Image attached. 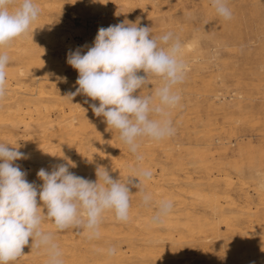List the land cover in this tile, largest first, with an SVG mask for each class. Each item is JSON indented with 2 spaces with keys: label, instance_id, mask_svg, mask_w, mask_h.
Here are the masks:
<instances>
[{
  "label": "rangeland",
  "instance_id": "1",
  "mask_svg": "<svg viewBox=\"0 0 264 264\" xmlns=\"http://www.w3.org/2000/svg\"><path fill=\"white\" fill-rule=\"evenodd\" d=\"M45 2L53 8L48 12L49 23H64L57 32L66 39L61 47L55 48L44 40L34 44L24 40L22 48H0V52H6L8 56H19L20 61H16L25 71L18 81L11 80L12 85L7 89H15V97L30 100V108L41 111L34 112L35 117L40 115L34 128L16 122L10 126L9 122L0 121V143L10 144L9 148L19 145V151H33L26 159L15 162L33 180L37 169L51 171L54 167L37 156L43 152L39 141L44 133L55 134L58 129L60 133L69 134V128L73 126L74 131L81 132L78 142L85 145L87 155L81 162L85 170L70 169L76 175L97 180L95 159L98 152L94 147L106 145L102 138L113 141L116 158L113 167L119 172L109 171L114 179H123L136 168L152 173L151 180L142 181L144 190L152 194L151 206H144L141 196L135 193L138 189L132 188L127 221H117L114 213L108 211L99 225L98 238H89L85 230L77 231L79 239L86 243V250L81 255L73 248L77 229L57 231L51 220L43 222L42 230L51 232L54 240H58L56 244L63 264L72 260L77 264H97L93 260L95 256L100 259V264L105 261L119 264L110 256H119L120 264H140L142 261L153 264H264V0H228L232 12L230 20L216 13L211 0H147L145 8L138 2L131 7L122 0H109L108 9H103L104 3L97 0ZM121 22L148 27L154 37L171 32L182 44V59L186 65L185 78L176 89L181 102L170 110L175 134L160 141L142 139L138 149V154L143 157L140 163L121 142L119 133L108 129L103 117L92 112L90 105L98 106L99 101H92L83 94L72 100L67 98L78 87L75 83L78 72L72 74L75 69L67 63L68 53L78 48L81 54L86 53L97 35L95 28L100 25L107 28ZM35 44L41 52L23 53V48H33ZM31 56L35 57L32 62L25 60ZM10 68L13 69L11 64L7 66ZM150 82L152 85L143 89L142 95L154 91L161 80L150 77ZM140 91L137 90L135 95ZM9 93L7 90L5 97ZM42 104L46 106L44 109L49 108L44 110ZM14 110L2 109L0 118L15 119L14 114L8 116ZM73 117L77 119L72 120ZM66 139L63 144H73L69 136ZM30 140L36 144L30 145ZM34 176L39 187L43 181ZM189 177L191 182L186 181ZM133 179L138 183V179ZM159 185L160 188L163 186L161 194L156 191ZM164 197L172 200L170 213L175 216L171 219L167 215L161 223L154 224L151 219L157 210L156 204ZM214 197L216 203H213ZM64 239L68 241L60 243ZM40 249H31L29 244L23 249L24 255L10 264H47L48 255L42 257V253H38ZM109 249H114L115 253L109 255Z\"/></svg>",
  "mask_w": 264,
  "mask_h": 264
},
{
  "label": "clouds",
  "instance_id": "2",
  "mask_svg": "<svg viewBox=\"0 0 264 264\" xmlns=\"http://www.w3.org/2000/svg\"><path fill=\"white\" fill-rule=\"evenodd\" d=\"M211 5L220 17L231 19L228 0H211ZM39 15L40 8L33 0H0V48L26 35ZM9 63L7 53L0 52V100L7 94ZM67 63L78 72V87L67 98L83 94L99 101L98 106L90 105L92 112L103 117L108 129L119 133V139L137 161L143 159L138 154L142 139L160 141L175 134L170 110L181 102L176 89L185 78L186 65L182 44L171 32L154 37L150 28L131 22L100 27L86 53L81 54L80 48L70 51ZM141 71L145 75H139ZM150 77L159 78L160 86L142 95L151 84ZM137 90L141 91L135 95ZM8 145L0 143V264H10L24 255L23 249L30 241L31 249L47 252V264H63L53 234L41 228L46 219L57 231L81 229L89 238H98L105 212H113L117 221H127L132 188L138 189L135 193L141 196L144 206L153 202L142 183L150 180L152 173L140 168L132 169L126 178L114 179L106 167L97 166L94 182L71 172L75 164L68 161L51 171L39 169L37 177L43 183L38 189L15 163L26 159V154L18 146ZM172 209L171 200H160L152 222L161 223ZM114 251L109 249V255Z\"/></svg>",
  "mask_w": 264,
  "mask_h": 264
},
{
  "label": "bare ground",
  "instance_id": "3",
  "mask_svg": "<svg viewBox=\"0 0 264 264\" xmlns=\"http://www.w3.org/2000/svg\"><path fill=\"white\" fill-rule=\"evenodd\" d=\"M46 0H33V2L40 8V15H39V17H38V19L33 23V25L31 26V28L29 29V32L26 34V35H24V36H22V37H20V38H17V39H15L14 41H15V43H11L10 45H8L9 47L11 46V47H13V46H18V47H21V45H22V43L24 42V40H27V43L29 44V43H32V44H34V43H38V41H40V40H44L46 43H48V44H50L51 45V48H55V47H61V45H63L64 43L63 42H65V37H61L60 36V34H58V32H57V30H58V27H61L62 26V24L64 25V23H62V24H57V23H55V24H51V23H49V19H50V15H49V13H50V11H52V9H51V6L48 4V3H46L45 2ZM99 3H104V7L100 4H98L99 6H102V8L104 9L105 7L107 8V6H108V1L109 0H97ZM111 1V0H110ZM122 1H124V2H126L127 4H129V6L131 5V7H134V6H132L133 5V3H134V5H135V2H138L140 5H141V7L142 8H145V6H146V4H147V0H122ZM68 2V1H67ZM51 3V2H50ZM56 3V2H55ZM70 3H72V2H70ZM74 3V2H73ZM92 4V3H91ZM52 5V4H51ZM93 5H95L96 6V4H94L93 3ZM92 5V6H93ZM61 6H62V3H61ZM116 6V5H115ZM126 6V5H125ZM64 7V6H63ZM94 7V6H93ZM153 7V6H152ZM74 8V7H73ZM79 8V7H78ZM75 9V8H74ZM96 9V8H95ZM108 9V8H107ZM80 9H78V11H79ZM61 11H64V10H62L61 9ZM92 11V10H91ZM111 11V10H110ZM49 12V13H48ZM65 12V11H64ZM71 12V11H70ZM69 12V13H70ZM63 13V12H62ZM64 14V13H63ZM71 14V13H70ZM73 14V13H72ZM75 14V13H74ZM65 15V14H64ZM106 15V14H105ZM104 15V16H105ZM101 16H103V15H101ZM60 17V19H61V16H59ZM65 17V19H67L66 17L67 16H64ZM63 19V18H62ZM61 19V20H62ZM82 19V18H81ZM56 21V20H55ZM59 21V20H58ZM66 21H68V20H66ZM52 22V21H51ZM54 22V21H53ZM52 22V23H53ZM62 22H63V20H62ZM65 22V21H64ZM70 22V21H69ZM59 23V22H58ZM82 23V22H81ZM68 24V23H67ZM64 27V26H63ZM76 27V26H75ZM100 27H102V25H100L99 27H97V28H95V31H94V33H97L98 32V29L100 28ZM48 28L50 29L49 31L50 32H48ZM72 28H74V27H72ZM86 28V27H85ZM77 30H78V27L76 28ZM75 29V30H76ZM94 29V28H93ZM74 30V29H73ZM77 33V32H76ZM86 33V32H85ZM66 34V33H65ZM74 34V33H73ZM71 36V35H70ZM90 37H92V36H90ZM65 38V39H64ZM73 38V37H72ZM68 40V39H67ZM72 41H73V39H72ZM71 41V42H72ZM31 44V45H32ZM71 44V43H70ZM67 45V44H66ZM85 45H87V44H85ZM8 46H5L6 48L8 47ZM35 46H36V44H35ZM65 46V45H64ZM82 46V45H81ZM73 47V46H72ZM22 48V47H21ZM70 50V49H69ZM17 51L19 52L20 51V49H17ZM35 51H38V52H41V50H40V47H38V46H36V47H33V48H29V49H25V48H23V53H27V52H32V53H35ZM69 54V53H68ZM47 57V56H46ZM9 58H10V63L9 64H11L12 65V67H13V69L12 68H10V69H6V72H7V81H6V85H7V88H9V87H11V85H12V83H11V80H19V78L20 77H22V76H24L25 75V71L20 67V66H18V62L20 61V57L19 56H9ZM35 57L34 56H31L30 58H26L25 60H27V61H31L32 62V60L34 59ZM16 60H19V61H16ZM17 66V67H16ZM64 67V66H63ZM72 68V67H71ZM66 74V73H65ZM72 74H74V75H76L77 74V71L76 70H74V72L72 73ZM140 74H143V75H145L142 71L140 72ZM34 75V74H33ZM69 76V75H68ZM36 78V77H35ZM75 78H78V77H75ZM38 79V78H37ZM72 79H74V78H72ZM24 82V81H23ZM70 82V81H69ZM14 83V82H13ZM36 83V82H35ZM71 83V82H70ZM26 84V83H25ZM25 84H23V85H25ZM67 84V83H66ZM63 85V84H62ZM69 85V84H68ZM14 87L16 86V85H13ZM75 86V85H74ZM19 89L22 87V86H17ZM16 87V88H17ZM72 87V86H71ZM17 88V89H18ZM24 88H26V87H24ZM23 88V89H24ZM59 88V87H58ZM67 88V87H66ZM65 88V89H66ZM28 89V88H27ZM7 90H9V95L7 96V97H5L3 100H0V114L2 113V109L4 110V109H15L14 111L15 112H10V114L8 115V116H11V115H15L16 116V118L15 119H13V120H11L10 118H0V121L2 122V123H4V122H9V124H10V126H14V123L16 122V123H20V124H23V126L24 127H26V128H34V127H36L37 126V123H35V120L37 119V118H39V116L40 115H38V117H35V113L34 112H39L40 110L38 109H31L30 108V106H29V103L31 102L30 100H26V99H22V98H17V97H15V94L17 93V91H14L15 89H7ZM29 90V89H28ZM30 91V90H29ZM34 91V88H33V90H31V92H33ZM68 91V90H67ZM40 92V91H39ZM43 92V91H42ZM62 92V91H61ZM36 94H37V92H36ZM47 94V93H46ZM41 96V95H40ZM39 96V97H40ZM43 96V95H42ZM45 96V95H44ZM49 96V95H48ZM42 106H44L43 107V109L46 107L45 105H43L42 104ZM49 108V107H48ZM47 108V109H48ZM47 109H44V110H47ZM66 110H68V109H66ZM8 111V110H7ZM13 111V110H12ZM41 112V111H40ZM48 113H49V111H48ZM40 119V118H39ZM77 119V117H73V119L72 120H76ZM48 129V128H47ZM54 129V128H53ZM57 129V128H56ZM70 133L68 134V133H60V130H56V133L55 134H45L44 133V136H43V138L39 141L40 143H41V148L43 149L42 151V153H38V157L39 158H41L42 160H45L46 162H48V163H50L51 164V166H52V164L54 165V166H56V165H59V164H62V163H66V162H68V161H71V162H73L74 164H75V167H70V169L72 170V169H74V170H77V169H80V170H85V167H83L82 165H81V162L82 161H84V157H85V145H83V143H81V142H78L79 140H78V134L80 135L81 134V132H79V131H74V127L73 126H71L70 128ZM79 130V129H78ZM43 131V130H42ZM40 132V131H39ZM2 134V133H1ZM33 137H34V135H32ZM66 136H69L71 139H70V141L71 142H73V144H71L70 146H68V145H65V144H63V142H65V141H67V139H66ZM10 137V136H9ZM23 137V136H22ZM100 137V136H99ZM24 138L26 139V137L24 136ZM10 139V138H9ZM21 140V139H20ZM103 142H104V144L106 143V145L104 146H95L94 148L96 149V151L98 152V154L96 155L97 157H96V159H95V163L98 165V166H104V167H106V168H108V167H110V170L109 171H115L117 174H119V172H118V170L116 169V168H114L113 167V165L115 166L116 165V162H115V151L113 150V141H112V139H109V138H105V139H101ZM27 141H28V139H27ZM30 141H32V140H30ZM29 141V142H30ZM117 141V140H116ZM115 141V142H116ZM10 142H11V140H10ZM17 142V141H16ZM21 142V141H20ZM14 143V142H13ZM34 144H36V141H32V142H30V145H34ZM96 145V144H95ZM19 146V145H18ZM13 147V146H12ZM22 147V146H21ZM123 147V146H122ZM121 148V147H120ZM124 148V147H123ZM122 148V149H123ZM38 149V148H37ZM94 149V150H95ZM105 151H108V152H105ZM21 152H23V153H25L26 154V156H27V154L29 155V154H31V153H33V151H31V150H28V149H26V150H21ZM39 152H41V150H39ZM120 153V152H119ZM35 154V153H34ZM122 153H120L119 155H121ZM126 154V153H125ZM77 155V157H75ZM87 156V155H86ZM90 156V155H89ZM91 156H93V155H91ZM117 156V155H116ZM123 156V155H122ZM126 156V155H125ZM124 156V157H125ZM129 156H131V155H129ZM134 156V155H133ZM37 157V158H38ZM119 157V156H118ZM117 157V158H118ZM123 157V158H124ZM132 157V156H131ZM34 158V157H33ZM88 158H90V157H88ZM93 158V157H92ZM108 158V160H110L109 162H107L106 161V159ZM120 159H121V156L119 157ZM149 158V157H148ZM129 159V158H128ZM134 159V158H133ZM41 160V161H42ZM34 161V160H33ZM44 161V162H45ZM66 161V162H65ZM122 161V160H121ZM24 162V161H23ZM45 162V163H46ZM150 162V161H149ZM153 162V161H152ZM19 163H21V162H19ZM139 163H140V161H139ZM24 164V163H23ZM23 164H21V165H23ZM125 164H126V162H125ZM25 165V164H24ZM23 165V166H24ZM48 165V164H47ZM26 166V165H25ZM24 166V167H25ZM126 166H128V165H126ZM53 167V166H52ZM27 168V167H26ZM34 168V167H33ZM47 168V167H46ZM126 168V167H125ZM155 168V167H154ZM52 169V168H51ZM50 169V170H51ZM69 169V170H70ZM86 169H88V170H91V167H87ZM124 169V168H123ZM157 169V168H156ZM25 170V169H24ZM27 170V169H26ZM37 171H38V169H37ZM158 171V170H157ZM32 174V173H31ZM116 174V175H117ZM190 174V173H189ZM34 175H37V174H34ZM32 176V178H33V180H31L30 178H31V176L30 175H28L27 174V176H26V179L29 181V182H34L35 184H36V186H37V188L39 189V187H38V185H37V178L35 177V176ZM191 175V174H190ZM155 176V175H154ZM34 177L36 178L35 180H34ZM127 176H124L123 178H126ZM158 178V177H157ZM156 178V179H157ZM188 180H186V181H188V182H191V177H189V178H187ZM151 180V179H150ZM41 181V180H40ZM39 181V182H40ZM159 181V180H158ZM152 182V181H151ZM156 182V181H155ZM152 184V183H151ZM190 184H193V183H190ZM264 184V183H263ZM157 185V184H156ZM190 186V185H189ZM161 186L159 185V187L157 188V193H159V194H161L162 193V191H163V186H162V188H160ZM165 188V187H164ZM166 188H167V185H166ZM135 189V188H134ZM168 189V188H167ZM169 190V189H168ZM166 191V190H165ZM176 191H178V189L176 190ZM257 191V190H256ZM164 192V191H163ZM181 192V191H180ZM182 193V192H181ZM190 193V192H189ZM248 193V192H247ZM259 193V192H258ZM261 193V192H260ZM164 194V193H163ZM162 194V195H163ZM174 194V193H173ZM242 194V193H241ZM240 194V195H241ZM245 194H246V191H245ZM165 195V194H164ZM190 195V197H192L191 196V193L189 194ZM260 195V194H259ZM262 195V194H261ZM261 195H260V197H261ZM180 196V195H179ZM246 196V195H245ZM245 196H244V198H245ZM176 197H178V196H176ZM259 197V196H258ZM259 197V198H260ZM262 197H264V195H262ZM238 198V197H237ZM162 199H166L165 197L164 198H162ZM180 199V198H179ZM182 199V198H181ZM243 199V198H242ZM249 199V198H248ZM258 199V198H257ZM213 200H214V202L213 203H216V201H217V198L216 197H214L213 198ZM252 200V199H251ZM172 201V200H171ZM246 201V200H245ZM159 202V201H158ZM241 202V201H240ZM249 202V201H248ZM154 204V203H153ZM248 204V203H247ZM155 205V204H154ZM157 205V204H156ZM215 205V204H214ZM244 205H246V204H244ZM153 206V205H152ZM241 206V205H240ZM249 206V205H248ZM150 207V206H149ZM217 207V206H216ZM133 208V207H132ZM253 208V207H252ZM142 209V208H141ZM152 209V208H151ZM143 210H144V208H143ZM155 210V209H154ZM154 210H153V212H154ZM133 211V210H132ZM156 211V210H155ZM141 212V211H140ZM130 213V212H129ZM144 213H146V212H143V214ZM156 213V212H155ZM108 214V213H107ZM111 214V213H110ZM177 214V213H176ZM104 215V214H103ZM168 216H169V218H174V216H175V214L174 213H170V214H168ZM111 218H112V216H111ZM105 219V218H104ZM149 219V218H148ZM227 219V218H226ZM140 220H142V219H140ZM139 220V221H140ZM150 220V219H149ZM152 220V219H151ZM150 220V221H151ZM229 220V219H228ZM232 220V219H231ZM224 221V220H223ZM222 221V222H223ZM46 222V221H45ZM145 223H146V221H144ZM230 222V221H229ZM232 222V221H231ZM47 223V222H46ZM107 223V222H106ZM142 223V222H141ZM234 223V222H233ZM248 223V222H247ZM252 223V222H251ZM44 224V223H43ZM53 224V223H52ZM109 224V223H108ZM111 225V224H110ZM144 225H146V224H144ZM226 225H227V222H226ZM235 225V224H234ZM141 226V225H140ZM163 226H165V225H163ZM247 226V225H246ZM248 226H251V225H248ZM252 226H253V223H252ZM52 227V226H51ZM122 227V226H121ZM166 227V226H165ZM223 227V226H222ZM136 228H137V226H136ZM143 228V227H142ZM237 228H239V227H236V229ZM241 228V227H240ZM248 228V227H247ZM250 228V227H249ZM241 229H243V228H241ZM79 230H81V229H77L76 230V238H74V249L76 250V252L79 254V255H81L82 253H84L83 252V250L85 249V245H86V243H84V242H82L80 239H79V236H78V233H77V231L79 232ZM167 230V229H166ZM72 233V232H71ZM70 233V234H71ZM155 233V232H154ZM81 234V233H80ZM63 235V234H62ZM238 236H241L240 234H238ZM64 237H65V235H64ZM67 237V236H66ZM72 237V236H71ZM248 237V236H247ZM108 238V237H107ZM164 238V237H163ZM110 239V238H109ZM157 239H159V238H157ZM85 240V239H84ZM159 240H161V238L159 239ZM56 241H58V240H54V242L56 243ZM68 240L67 239H64V240H62L60 243H63V242H67ZM255 241V240H254ZM252 242V241H251ZM95 243V242H94ZM146 243V242H145ZM29 244H31V241H30V243ZM161 244V243H160ZM145 245H147V243L145 244ZM200 245V244H199ZM160 246V245H159ZM202 246V245H201ZM68 247V246H67ZM123 247V246H122ZM145 247V246H144ZM147 248V247H146ZM199 248V247H198ZM129 249V248H128ZM131 249V248H130ZM148 249V248H147ZM204 249V248H203ZM28 251H30V249H27ZM86 250V249H85ZM27 251V252H28ZM72 251V250H71ZM95 251V250H94ZM206 251V250H205ZM204 252V251H203ZM38 253H42V257H44L45 255H48L47 254V252L43 249V248H41L39 251H38ZM115 253V252H114ZM26 254H28V253H26ZM197 254V253H196ZM202 254V253H201ZM89 255V254H88ZM146 255V254H145ZM162 255H164L163 257H165L166 256V254H162ZM23 256V255H22ZM143 256V255H142ZM141 256V257H142ZM30 257V256H29ZM48 257V256H47ZM85 257V255L83 254L82 255V258H84ZM172 257H174V256H172ZM111 260H117V261H119L118 263L120 264V257L119 256H110L109 257ZM25 259H27V258H25ZM31 259H32V257H31ZM39 259H40V257H39ZM42 259V258H41ZM196 259V258H195ZM198 259V258H197ZM47 260V259H46ZM93 260H94V262L95 263H97V264H100V259L97 257V256H95V258H93ZM102 261V260H101ZM139 261V260H138ZM103 262V261H102ZM184 262V261H183ZM204 262V261H203ZM202 262V263H203ZM172 264H173V262H171ZM187 263H189L188 261H187ZM220 263V262H219ZM69 264H77L75 261H71ZM101 264H114V262L112 261H105V262H103V263H101ZM122 264V263H121ZM137 264H139V262L137 263ZM140 264H153V263H149V262H146V261H142ZM158 264H168V263H158Z\"/></svg>",
  "mask_w": 264,
  "mask_h": 264
}]
</instances>
